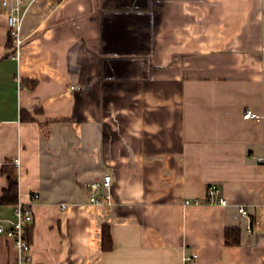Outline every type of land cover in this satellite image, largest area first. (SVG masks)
<instances>
[{"label": "crops", "instance_id": "obj_1", "mask_svg": "<svg viewBox=\"0 0 264 264\" xmlns=\"http://www.w3.org/2000/svg\"><path fill=\"white\" fill-rule=\"evenodd\" d=\"M21 8L15 59L0 0V197L19 158L28 264H264V0ZM105 175L113 202L93 205L89 184ZM212 183L227 206L208 203ZM14 206H0L5 228ZM0 264H18L3 235Z\"/></svg>", "mask_w": 264, "mask_h": 264}, {"label": "built area", "instance_id": "obj_2", "mask_svg": "<svg viewBox=\"0 0 264 264\" xmlns=\"http://www.w3.org/2000/svg\"><path fill=\"white\" fill-rule=\"evenodd\" d=\"M34 0H2V5L8 10V29L10 37L13 41L14 58L20 59L22 47L25 42L23 36V24L27 9H22V3L28 2L31 4ZM244 119H260V116L248 111L244 114ZM14 165L18 168L20 166V159L14 160ZM112 177L105 175L102 179L96 180L89 184L91 190L90 203L101 206L105 204H112L111 194ZM40 196L35 194L32 196L33 200H38ZM206 198L210 204H219L222 206L228 205V200L222 195V190L217 184H210L207 188ZM196 204L201 201L197 200ZM189 202H186L188 205ZM66 206L63 205V208ZM16 220L12 223L10 228H5L0 224V235L13 241V244L18 252V264H28L31 259L32 246L25 237L26 228L34 221V214L30 207L18 202L14 206ZM239 212L244 216H249L248 210L244 207L239 208ZM198 259L197 254L192 256L185 255L183 257L184 264H195Z\"/></svg>", "mask_w": 264, "mask_h": 264}, {"label": "trees", "instance_id": "obj_3", "mask_svg": "<svg viewBox=\"0 0 264 264\" xmlns=\"http://www.w3.org/2000/svg\"><path fill=\"white\" fill-rule=\"evenodd\" d=\"M10 41L13 43L11 37ZM2 174L8 180V187L4 190L0 197V206L17 205L19 202V182L17 170L10 162L3 165ZM225 239L228 245H238L240 243V232L237 229H226ZM113 240L111 231L108 226H103L102 229V249L104 252L113 249Z\"/></svg>", "mask_w": 264, "mask_h": 264}]
</instances>
